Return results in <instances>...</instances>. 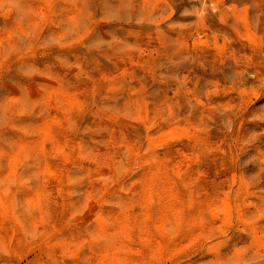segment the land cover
I'll use <instances>...</instances> for the list:
<instances>
[{
  "label": "clouds",
  "instance_id": "clouds-1",
  "mask_svg": "<svg viewBox=\"0 0 264 264\" xmlns=\"http://www.w3.org/2000/svg\"><path fill=\"white\" fill-rule=\"evenodd\" d=\"M0 264H264V0H0Z\"/></svg>",
  "mask_w": 264,
  "mask_h": 264
}]
</instances>
